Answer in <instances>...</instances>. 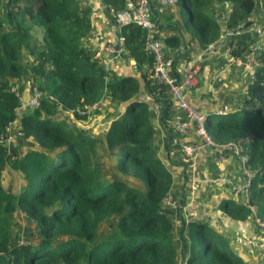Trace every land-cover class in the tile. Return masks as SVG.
<instances>
[{"label": "trees", "instance_id": "1", "mask_svg": "<svg viewBox=\"0 0 264 264\" xmlns=\"http://www.w3.org/2000/svg\"><path fill=\"white\" fill-rule=\"evenodd\" d=\"M125 1L101 0L112 13L123 9ZM224 1L229 2L228 29L253 22L256 0L172 1L188 42L203 46L219 38L214 8ZM82 2L0 0V176L13 171L16 179L0 180V264H173L174 229L163 209L172 175L152 147V125L146 103L136 96L137 84L112 74L105 82L94 51L82 42L90 28ZM117 35L139 69L144 92L157 100L160 89L144 70L153 65L144 48L145 30L125 22ZM163 42L178 46L182 40L169 34ZM222 42L235 57L247 49L246 40L237 36ZM254 60L253 76L238 93L235 108L215 118L207 115L204 126L214 142H233L253 171L247 202L224 200V211L243 219L253 207L264 225V39ZM24 75L29 92L31 86L39 92V102L18 111L11 86ZM104 95L126 104L102 139L56 117L70 112L86 118L100 104L81 111ZM18 114L21 138L34 143L9 151L7 136ZM20 212L31 224L22 242L14 232ZM178 234L187 264H245L204 220H181Z\"/></svg>", "mask_w": 264, "mask_h": 264}, {"label": "crops", "instance_id": "2", "mask_svg": "<svg viewBox=\"0 0 264 264\" xmlns=\"http://www.w3.org/2000/svg\"><path fill=\"white\" fill-rule=\"evenodd\" d=\"M88 8L90 28L82 37V42L96 54L102 46L114 42L117 27L112 12L101 0H86L82 2ZM228 1L220 3L214 8V17L219 24L220 36L209 52H203L202 46L193 48L188 42V33L182 27L179 17V7L174 3L157 4L152 2L151 11L155 24V35L163 42L165 35L179 34L182 42L178 46H171L163 42L162 53L172 58L171 71L174 75L182 72L184 65L196 59L200 68L194 84L182 90V96L191 106L202 110L206 116L213 118L220 114L217 110L224 106V113L235 108L238 93L242 92L247 83L245 54L235 57L228 52L222 40L237 36L249 43L255 42L250 28L264 12V0H256L253 10V22L237 32L229 33L225 26ZM159 25H162L161 27ZM112 78H126V82H135L138 86L136 96L146 103L150 123L152 125V147L164 166L172 175V182L168 197L175 202L174 206L163 204V209L170 218L173 226V241L176 249L173 264H187L183 253V242L179 237L181 220L201 219L208 226L221 234L227 248L238 255L245 264H264V228L253 214L243 219L230 217L225 211L226 203L230 200L245 203L242 193L234 184L224 182L223 178L240 179L239 158L231 150L224 148L220 152L214 147L202 145L192 155H185L181 150L182 143L199 145L200 141L191 126L185 134L177 133L170 125L173 116H184L180 108L170 100L169 91L156 82L159 88L158 99L144 96V83L134 60L124 52L119 58L109 61ZM147 69L146 67L144 70ZM27 75L18 82V89L24 97L29 94V80ZM16 86V85H15ZM108 94V93H106ZM98 111H94L86 118L77 119L70 112L58 114L65 122L89 135L102 139L109 122L118 117L124 110L125 102H119L110 95H104L99 102ZM222 114V113H221ZM18 117L11 124V143H7L8 150L31 147L34 143L15 135L18 128ZM166 120V123L162 121ZM15 146V147H14ZM13 172V171H12ZM20 178V177H19ZM18 178V180H19ZM7 179L6 177L4 180ZM202 205L209 209L205 218L202 215ZM18 217H22L19 214ZM17 217V218H18ZM15 226V225H14Z\"/></svg>", "mask_w": 264, "mask_h": 264}, {"label": "built area", "instance_id": "3", "mask_svg": "<svg viewBox=\"0 0 264 264\" xmlns=\"http://www.w3.org/2000/svg\"><path fill=\"white\" fill-rule=\"evenodd\" d=\"M172 1L173 0H126L123 9L112 13L116 27L118 28L120 24L125 22H134L145 30L146 40L144 43V48L146 51L151 53L153 60L152 67L146 69L148 72V76L151 79L155 80L157 83L163 85V87H165L169 91L170 100H172L173 103H175L184 113V116H173V118L170 119V125L179 134H185L189 130V128L193 126L195 133L200 141L199 145L182 143L181 150L183 154L192 155L195 150L202 145L214 147L219 152L224 148H227V150H231L239 158L240 179L236 180L235 183H233L234 180L230 178L224 177L223 180L226 183L234 184V186L242 193L244 197V202H247V186L249 184L250 178L253 176V171H250L246 168L245 156L239 154L238 148L233 142H214L210 138L204 126L206 114L199 108L188 104L182 96V90L191 87L194 84L196 75L200 68L199 62L196 59L188 61L184 65L182 72L177 76L174 75L171 71L172 58L163 55V42L154 34L155 24L151 11L152 2H155L157 4H165L170 3ZM250 31L255 39V42H262V40L264 39V12L257 19L255 24L251 26ZM228 32L235 33L237 32V30L229 29ZM215 41L203 45L202 51L209 52ZM189 43L190 46H192L193 48L198 46L193 42ZM258 47L259 45L257 46V44L249 43L247 44V49L244 52L247 61L246 74L249 79L253 76L255 65L254 53L258 49ZM124 52L125 47L123 43V37L121 35H117L114 42L104 44L100 51L96 54V57L100 62L103 70L102 77L105 82L110 79L112 74L109 61L119 58ZM11 88L15 92L20 103L18 105L19 108H16V110L19 111L20 108L33 109L38 106L39 92L34 86H31L30 92L25 100L22 99V95L16 86H11ZM105 93H108L107 88H105L104 94ZM144 96L148 98V96L151 97L152 95L146 93L144 94ZM99 102V100L92 102L86 109L82 110L81 112L88 113L92 111L99 105ZM217 112L220 114L224 113V106H222V109L217 110ZM15 135L21 138V130L15 128ZM11 139L12 134L9 132L7 140L9 141ZM163 204L174 206L175 202L171 200L167 195L163 199ZM201 206V213L206 218L209 214V210L208 208L204 207V205L201 204ZM250 208H252L253 210V207ZM261 225L264 228V225ZM262 252L264 254V246L262 247Z\"/></svg>", "mask_w": 264, "mask_h": 264}, {"label": "rangeland", "instance_id": "4", "mask_svg": "<svg viewBox=\"0 0 264 264\" xmlns=\"http://www.w3.org/2000/svg\"><path fill=\"white\" fill-rule=\"evenodd\" d=\"M3 1H5V0H2V2ZM38 31L40 32L41 30L40 29H38ZM17 87V86H16ZM18 88V87H17ZM21 93V92H20ZM22 95V94H21ZM27 97H24L23 95H22V99L23 100H25ZM216 116H217V114H216ZM11 141H13V140H11ZM11 141L9 142V143H11ZM15 147V146H14ZM111 161V163H114V161H115V158H113L112 157V160H110ZM111 163H109V165L111 164ZM108 167V166H107ZM104 173L106 174V176H108V177H110V170H109V168H107V169H105L104 170ZM13 173L10 171V172H8V171H3L2 172V174H1V176H0V180L2 179V180H4V178L6 177L7 179L6 180H16L14 177H13V175H12ZM128 181H131V180H129L128 179ZM20 214H21V216H22V213L20 212ZM30 226H31V224L27 221V220H25V219H23V216L22 217H18L17 218V224H15V226H14V232H15V237H16V239L15 240H18V241H20L21 239H23L27 234H29V232L28 231H30ZM12 229H13V226H12ZM12 236H13V234H12Z\"/></svg>", "mask_w": 264, "mask_h": 264}]
</instances>
